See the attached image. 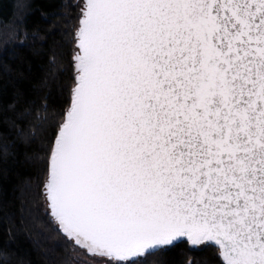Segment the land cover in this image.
Segmentation results:
<instances>
[{
	"label": "snow or ice",
	"instance_id": "obj_1",
	"mask_svg": "<svg viewBox=\"0 0 264 264\" xmlns=\"http://www.w3.org/2000/svg\"><path fill=\"white\" fill-rule=\"evenodd\" d=\"M75 7L70 86L50 73L16 125L65 264H150L181 245L264 264V0Z\"/></svg>",
	"mask_w": 264,
	"mask_h": 264
},
{
	"label": "trees",
	"instance_id": "obj_2",
	"mask_svg": "<svg viewBox=\"0 0 264 264\" xmlns=\"http://www.w3.org/2000/svg\"><path fill=\"white\" fill-rule=\"evenodd\" d=\"M21 4L26 6L23 12L18 7ZM75 4L0 0V146L17 145L0 151V264H65L72 256L62 238L46 225L40 187L44 173L31 158L36 146L22 145L16 125L25 108L41 104L48 95L42 82L50 73L65 88L70 86L71 33L79 11ZM17 29L25 35L8 42ZM61 100L60 93L52 89L49 104L58 106ZM209 259L208 252L181 245L151 258L150 264H208ZM71 264L79 262L72 260Z\"/></svg>",
	"mask_w": 264,
	"mask_h": 264
},
{
	"label": "rangeland",
	"instance_id": "obj_3",
	"mask_svg": "<svg viewBox=\"0 0 264 264\" xmlns=\"http://www.w3.org/2000/svg\"><path fill=\"white\" fill-rule=\"evenodd\" d=\"M69 1L72 2V4H75V3L77 2V0H65V2H67V3H68ZM75 1H76V2H75ZM43 202H44V200H43Z\"/></svg>",
	"mask_w": 264,
	"mask_h": 264
}]
</instances>
